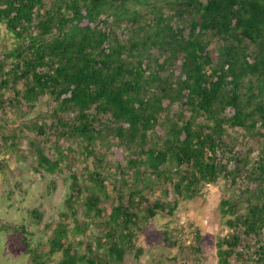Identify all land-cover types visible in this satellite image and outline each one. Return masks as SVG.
<instances>
[{
    "label": "trees",
    "instance_id": "16d2710c",
    "mask_svg": "<svg viewBox=\"0 0 264 264\" xmlns=\"http://www.w3.org/2000/svg\"><path fill=\"white\" fill-rule=\"evenodd\" d=\"M0 27L12 46L0 49V131L6 108L44 98L49 125L20 129L33 133L35 170L72 167L71 144L93 165L69 174L67 213L47 252L27 249L33 264H125L144 224L219 180L232 194L218 264H264V0H0ZM17 137L2 136L4 152L18 154ZM115 147L124 163L108 158ZM166 184L171 202L145 196L162 186L166 198ZM104 213L92 239L84 224Z\"/></svg>",
    "mask_w": 264,
    "mask_h": 264
},
{
    "label": "rangeland",
    "instance_id": "374dc122",
    "mask_svg": "<svg viewBox=\"0 0 264 264\" xmlns=\"http://www.w3.org/2000/svg\"><path fill=\"white\" fill-rule=\"evenodd\" d=\"M120 33V32H119ZM124 37V33L121 32ZM11 38L3 27H0V49H11ZM54 103L46 99L29 108L24 114L11 112L6 108L8 119L2 120L3 131H0V139L11 132L18 136L17 142L22 157L15 153H7L0 147V264H33L31 257L26 253L27 249L36 250L38 253L47 252V237L51 229L59 220L60 213H67L65 199L68 196L69 174L73 170L80 171L85 164L93 167L91 159L84 161L79 156L76 146L70 145L75 152L70 153L72 167L61 163V170L53 174L35 170V154L30 150L29 139L33 133L22 130V124H30L37 117L38 124L43 121L49 125L52 118L49 117L55 109ZM231 114V111H227ZM0 115H2L0 111ZM43 119H38L40 116ZM72 115L66 116L71 118ZM3 119V115H2ZM46 129V128H45ZM54 129L51 126L47 130L48 142L52 144L55 139L52 136ZM59 145L67 146V142L60 140ZM113 154L109 156L117 162L124 163L123 152L120 147L112 148ZM46 155L53 158L55 151L48 149ZM82 159V160H81ZM111 159V160H113ZM108 160V159H107ZM109 161V160H108ZM64 165V166H63ZM114 164L111 165V167ZM108 179L106 183H110ZM108 185L109 194L112 198L106 203H113L114 193ZM168 190L167 197L163 195L164 187H155L154 193L145 194L149 200L156 197L166 202H171L173 191L171 186L165 185ZM225 184L219 180L214 184L204 186L199 195L190 200H178V204L172 215L161 212L153 219L144 224V228L136 233L133 246L141 250L139 256L136 252L126 254L125 264H218L217 244L219 239L225 237L229 229L226 226L228 216L221 214L219 204L223 199L231 198ZM34 210L40 214V218L30 215ZM79 223L82 218V207L77 206ZM106 213L100 219L86 220V235L95 238L101 235L103 228L100 220H106ZM73 221H66L67 227H73ZM199 237L195 247L194 237ZM77 238H75V241ZM39 247V248H38ZM84 250L83 247L81 248ZM60 254L54 255L47 260L48 264H56ZM230 263H233L230 260Z\"/></svg>",
    "mask_w": 264,
    "mask_h": 264
}]
</instances>
